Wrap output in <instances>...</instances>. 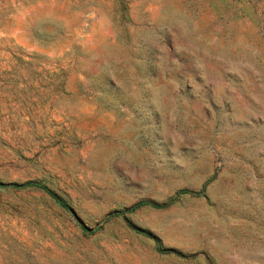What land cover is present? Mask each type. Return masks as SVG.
Here are the masks:
<instances>
[{"label":"rangeland","instance_id":"1","mask_svg":"<svg viewBox=\"0 0 264 264\" xmlns=\"http://www.w3.org/2000/svg\"><path fill=\"white\" fill-rule=\"evenodd\" d=\"M0 185V264H264V0H0Z\"/></svg>","mask_w":264,"mask_h":264},{"label":"trees","instance_id":"2","mask_svg":"<svg viewBox=\"0 0 264 264\" xmlns=\"http://www.w3.org/2000/svg\"><path fill=\"white\" fill-rule=\"evenodd\" d=\"M3 186H8L11 188H25V187H35L38 188L40 190H42L45 194H47L58 206H60L61 208H63L64 210L70 211V208L68 206V204L66 202H64L60 197H58L53 191H51L49 188H47L45 185L36 182V181H30V182H25L22 184H17V183H9ZM0 187H2L0 185ZM202 189H200L196 194L199 195L201 193ZM188 191L186 190H179L177 191L170 199H168L167 201L160 203V204H155V203H150L148 201H138L135 202L133 205H131L130 207H128L127 209L121 211V212H116L114 213V215H121L125 212H132L135 209H137L138 207L142 206V205H151L154 208H163L166 207L168 205H170L171 203H173V201L180 195L183 193H187ZM78 226L80 227L81 231H89V233H93L94 229H90L87 226L83 225L81 222L78 221ZM158 249V248H156Z\"/></svg>","mask_w":264,"mask_h":264}]
</instances>
